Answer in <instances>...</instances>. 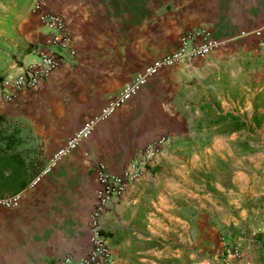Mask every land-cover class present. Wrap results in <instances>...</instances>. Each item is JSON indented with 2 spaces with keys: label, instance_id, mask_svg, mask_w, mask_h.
I'll use <instances>...</instances> for the list:
<instances>
[{
  "label": "crops",
  "instance_id": "1",
  "mask_svg": "<svg viewBox=\"0 0 264 264\" xmlns=\"http://www.w3.org/2000/svg\"><path fill=\"white\" fill-rule=\"evenodd\" d=\"M32 1L0 0V81L48 49ZM45 6L66 21L70 50H56L58 70L35 90L0 101V126L14 141L17 162L3 174L18 172L17 188L0 197L20 195L18 208L0 209V264L84 256L97 168L120 174L161 137L167 142L141 178L103 216L110 264H175L165 251L170 243L181 250L192 236L181 229L199 231L202 220L214 221L210 235L222 228L213 263L220 264L224 239L241 252L235 264H264V228L259 240L251 229L264 220V49L242 35L262 24L264 0H45ZM196 28L218 43L209 56L163 68L30 186L88 118ZM207 237L201 233L195 245Z\"/></svg>",
  "mask_w": 264,
  "mask_h": 264
},
{
  "label": "built area",
  "instance_id": "2",
  "mask_svg": "<svg viewBox=\"0 0 264 264\" xmlns=\"http://www.w3.org/2000/svg\"><path fill=\"white\" fill-rule=\"evenodd\" d=\"M31 10L37 14L48 32V38L45 40L48 49L39 54L38 60L18 68L16 73L8 75L0 81V86L4 90L0 94V101L3 102L13 100L20 91L35 90L43 79L58 70L61 58L56 50H70L71 36L63 16L46 8L45 0H33ZM242 35L254 38L256 46L264 49V20L258 28L248 33H242ZM217 46L218 43L206 28L191 29L183 33L173 51L160 56L151 64L145 66L132 80L124 84L118 95L110 100L99 114L88 118L80 129L66 139L54 152L47 166L33 179L30 186H35L41 177L55 167L62 157L74 151L81 142L88 139L97 124L107 120L116 110L137 95L163 68L187 63L195 58H205ZM166 142L167 138L161 137L149 143L120 174L108 172L102 165L97 168L96 180L98 186L95 192L94 207L89 215L88 251L81 257H64L60 264H110L111 250L102 234L101 222L103 216L111 203L121 197L131 183L141 178L146 166L160 152ZM19 201V194L0 197V208L6 210L16 209L19 206ZM217 258L220 264H235L236 261L240 260L241 252L237 246L223 239Z\"/></svg>",
  "mask_w": 264,
  "mask_h": 264
},
{
  "label": "rangeland",
  "instance_id": "3",
  "mask_svg": "<svg viewBox=\"0 0 264 264\" xmlns=\"http://www.w3.org/2000/svg\"><path fill=\"white\" fill-rule=\"evenodd\" d=\"M9 196L10 195L1 197ZM213 222V220H202V226L199 231H197V229L195 228H193L191 231L181 229L182 235L188 233L192 234V236L190 235L189 240L185 241V243L181 245V250L174 247L173 243H170L169 247L167 248V251H165V254L169 256V261L175 264H177V261H181V264H215L213 263L214 251L219 243V239L221 236L220 231L222 230V228H219L220 225L217 226L219 229L216 232H212L210 235L209 229L211 227H214ZM218 222H220V220H218ZM240 226L242 225L240 224ZM263 228L264 220H256L253 224V227L251 228L253 229L252 238H256L259 240V235H262L261 230H263ZM201 233L209 237L205 238L203 242L199 241L198 246H196L195 239L197 238V236L199 237ZM252 243L254 242H251V245H253ZM203 244L205 245L204 249L202 247ZM255 244L257 245L259 243L255 242ZM201 249L203 251H200Z\"/></svg>",
  "mask_w": 264,
  "mask_h": 264
},
{
  "label": "trees",
  "instance_id": "4",
  "mask_svg": "<svg viewBox=\"0 0 264 264\" xmlns=\"http://www.w3.org/2000/svg\"><path fill=\"white\" fill-rule=\"evenodd\" d=\"M10 137L11 135L3 133L0 126V191H12L15 190L18 185V172L16 170L11 169V172L8 173L7 176H4L3 174L8 171L12 164H17L16 161L12 160L13 155L10 153L12 142H14ZM4 139L6 140L3 144ZM3 179L4 181L2 182Z\"/></svg>",
  "mask_w": 264,
  "mask_h": 264
}]
</instances>
